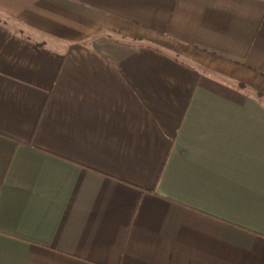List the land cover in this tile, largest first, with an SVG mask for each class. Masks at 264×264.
<instances>
[{
	"label": "crops",
	"instance_id": "0c3cea01",
	"mask_svg": "<svg viewBox=\"0 0 264 264\" xmlns=\"http://www.w3.org/2000/svg\"><path fill=\"white\" fill-rule=\"evenodd\" d=\"M0 264H264V0H0Z\"/></svg>",
	"mask_w": 264,
	"mask_h": 264
}]
</instances>
